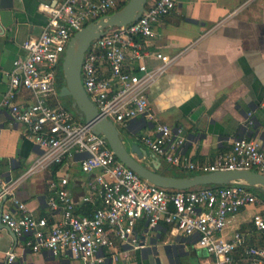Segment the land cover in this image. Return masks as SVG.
Masks as SVG:
<instances>
[{
    "label": "built area",
    "instance_id": "obj_1",
    "mask_svg": "<svg viewBox=\"0 0 264 264\" xmlns=\"http://www.w3.org/2000/svg\"><path fill=\"white\" fill-rule=\"evenodd\" d=\"M125 1H43L40 9L48 16V23L40 35L23 43L26 54L14 61L10 89L3 100L13 121L25 125V137L42 149L31 171L63 165L78 157L84 173L99 171L96 183L90 186L99 188L102 205L92 216L78 214L69 177L63 175L49 181L48 205L60 212L59 221L50 223L45 217L34 216L25 203L15 198L22 215L5 211L1 221L17 237L29 235L27 245L33 252H69L83 264H105L108 257L114 261L128 259L131 250L146 246L143 236L161 223L170 225L178 235L195 236V246L208 255L202 264H264V242L250 244L249 234L244 231H235L231 236L226 233L231 217L246 207H256L252 223L264 240V198L252 186L235 182L190 190L159 187L121 162L103 135L95 133L86 122L77 121L58 102L60 70L72 37L87 24L115 12ZM176 6V0L149 2L139 20L115 26L91 43L81 73L89 98L101 116L123 132L138 117L153 123V131L141 140L169 166L199 173L255 170L264 174V143L258 138L239 137L231 152L218 155L212 163L197 164L184 155L187 140L182 132L175 133L169 125L156 122L149 90L175 58L153 50L149 40L159 21ZM152 57L162 63L148 67L146 61ZM20 89L31 91L34 103H17ZM253 124L249 119L247 127ZM10 193L11 186L6 185L0 198ZM84 201L93 202V193ZM143 219L148 227L141 234L137 225ZM7 257L12 264L16 254L8 252Z\"/></svg>",
    "mask_w": 264,
    "mask_h": 264
},
{
    "label": "crops",
    "instance_id": "obj_2",
    "mask_svg": "<svg viewBox=\"0 0 264 264\" xmlns=\"http://www.w3.org/2000/svg\"><path fill=\"white\" fill-rule=\"evenodd\" d=\"M43 1L56 4L62 0H14L13 7L0 8V192L11 186V193L0 198V264H10L8 252L16 254L12 264H83L69 252H33L27 245L29 235L15 239L1 221L5 211L22 215L13 198L25 203L34 216L45 217L50 223L59 221L60 212L48 205L49 181L68 175L78 214L92 216L102 205L99 188L90 186L96 183L99 171L84 173L78 157L31 171L42 149L25 137V125L15 123L3 104L13 63L26 54L23 43L40 35L48 23V16L40 9ZM176 1V9L159 21L149 40L153 50L175 58L149 90L156 122L169 125L175 133L182 132L187 140L184 155L197 164L212 163L218 155L231 152L239 137L258 138L264 143V0ZM146 63L155 68L162 61L152 57ZM16 101L26 106L35 99L31 91L20 89ZM249 119L254 124L247 127ZM124 129L129 142L136 141L147 151L149 157L141 161L150 165V158H158L141 140L153 131V123L138 117ZM171 169L167 165L163 172L171 176L199 173L176 167L185 174L175 175ZM254 189L257 194L264 193ZM91 193L93 202H85L84 197ZM147 227L143 219L137 230L143 234ZM235 231L248 233L252 245L264 242L250 210L242 209L230 218L226 233L231 236ZM143 240L146 246L131 250L128 259L108 257L105 264H202L208 258L195 246V236L173 233L165 223Z\"/></svg>",
    "mask_w": 264,
    "mask_h": 264
},
{
    "label": "water",
    "instance_id": "obj_3",
    "mask_svg": "<svg viewBox=\"0 0 264 264\" xmlns=\"http://www.w3.org/2000/svg\"><path fill=\"white\" fill-rule=\"evenodd\" d=\"M14 0H0V8L13 7ZM149 0H130L122 9L97 21L87 24L71 39L62 65L65 84L59 89L60 97H69L72 107L82 114L91 129L103 135L117 158L151 183L172 190H190L199 186H224L235 182H244L264 192V174L255 170H221L209 173H197L191 176H171L163 172L167 164L156 157L147 159L148 153L136 141H128L124 132L109 119L101 116L97 107L89 98L82 82V65L91 43L105 35L115 26H126L139 20L146 11ZM259 129L257 134H259ZM263 136V134L261 135ZM136 154V157L133 155ZM14 238L17 236L14 234Z\"/></svg>",
    "mask_w": 264,
    "mask_h": 264
},
{
    "label": "rangeland",
    "instance_id": "obj_4",
    "mask_svg": "<svg viewBox=\"0 0 264 264\" xmlns=\"http://www.w3.org/2000/svg\"><path fill=\"white\" fill-rule=\"evenodd\" d=\"M130 0H126L125 2H129ZM65 84V79H64V75H63V69L61 68V70H60V75H59V81H58V86L59 87H61L62 85H64ZM58 102L62 105V106H64L65 108L67 107L72 113H73V115H74V117L76 118V120L77 121H79V122H82V123H84L85 122V118H84V116L82 115V114H80L79 112H77L73 107H72V100H71V98H69V97H60L59 96V99H58ZM124 135H127V133H126V131H124ZM171 170H172V172H173V174H175V175H180V174H185V173H180L179 171H177L176 170V167H173V166H171ZM201 187H204V186H199L198 188H201ZM261 193V192H260ZM259 193V194H260ZM262 195V196H261ZM260 196L262 197V198H264L263 196H264V193H261L260 194ZM245 210H250L251 212H252V217H253V215L255 214V212L257 211L256 209V207H246V208H244Z\"/></svg>",
    "mask_w": 264,
    "mask_h": 264
},
{
    "label": "trees",
    "instance_id": "obj_5",
    "mask_svg": "<svg viewBox=\"0 0 264 264\" xmlns=\"http://www.w3.org/2000/svg\"><path fill=\"white\" fill-rule=\"evenodd\" d=\"M126 4H127V2H123V3H121L120 6L118 7V9H117L116 11L122 9ZM116 11H115V12H116ZM66 109H68V108L66 107ZM68 110H69V109H68ZM69 111H70V110H69ZM57 169H58V167H55V170H57ZM194 174H196V173H191V174H189V176L194 175ZM211 186H215V185H211ZM197 188H198V187L193 188V189H197Z\"/></svg>",
    "mask_w": 264,
    "mask_h": 264
}]
</instances>
